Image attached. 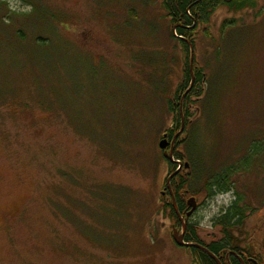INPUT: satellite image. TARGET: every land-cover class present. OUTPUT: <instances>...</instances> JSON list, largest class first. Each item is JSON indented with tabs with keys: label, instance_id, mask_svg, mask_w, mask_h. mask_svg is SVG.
Instances as JSON below:
<instances>
[{
	"label": "rangeland",
	"instance_id": "374dc122",
	"mask_svg": "<svg viewBox=\"0 0 264 264\" xmlns=\"http://www.w3.org/2000/svg\"><path fill=\"white\" fill-rule=\"evenodd\" d=\"M164 1L0 0V264H194L161 213L187 61ZM196 39L204 90L179 150L208 176L246 169L196 220L219 235L237 205L233 233L261 244L264 0L220 7Z\"/></svg>",
	"mask_w": 264,
	"mask_h": 264
},
{
	"label": "trees",
	"instance_id": "16d2710c",
	"mask_svg": "<svg viewBox=\"0 0 264 264\" xmlns=\"http://www.w3.org/2000/svg\"><path fill=\"white\" fill-rule=\"evenodd\" d=\"M30 1V0H29ZM257 0H165L164 6L167 11L169 18L171 19V23L173 24H182L190 26V28H179L177 29V35L181 38L176 37L174 32L172 36L179 40L185 47L187 61L185 66V79L183 84L179 87L176 92V99L178 102L181 101L182 95L190 88L192 77L190 73V46L184 42L182 39H187L190 41L193 46L194 50L197 46V32L201 26L209 25L211 23L212 16L216 13V11L220 8H226L231 11H241L246 8H254L256 7ZM32 3V2H30ZM38 3V2H37ZM38 3L36 9L38 10L40 5ZM174 25V26H175ZM183 37V38H182ZM178 38V39H177ZM194 75H195V86L192 88L190 93L183 104V114L185 117L186 122V136L179 141L180 147L184 146L191 140V128L193 125V114L191 113L192 106L197 105L199 100L202 98L203 90H204V82H205V75L201 68L197 67L194 63ZM191 107V108H190ZM170 110L173 114H178L175 118V129H181V115H180V103H174V101L170 102ZM171 133L174 134V131ZM180 149V148H179ZM257 157L258 161L262 159L263 156L258 155L257 153L254 154ZM253 155V156H254ZM257 155V156H256ZM254 157V158H255ZM178 159L187 158L191 164L193 172L190 175H182L180 174L176 180L179 182L180 187L176 189V194L178 196V201L181 202V193H188L194 195V197L198 200L199 197H203L201 199V203H203L206 199L212 198L215 194L224 193L232 188V178L235 174L240 173L241 168H236L234 171L232 167L223 170L222 172L208 176L204 174L202 170H199L194 160L188 157L183 151H178L177 153ZM174 168V167H172ZM207 175V178L205 177ZM185 190L187 192H185ZM206 193V194H205ZM180 199V200H179ZM205 199V200H204ZM171 203V202H170ZM167 203L164 206L163 214L166 218H172L173 220L177 221V216L173 209V206ZM170 204V205H169ZM235 205V204H234ZM182 204H179V209L181 210ZM237 205L233 206L225 211L224 218L217 220L216 225L220 227L219 235L214 234L210 235L204 240H211L213 243L209 245V248L215 255L219 254L220 250L226 251H235L239 253V247L233 245L232 238H231V231L236 227H241L242 222L244 221L246 215L239 213L236 210ZM235 210V211H234ZM257 233V232H256ZM187 241L195 242L198 244L204 245V240L202 236V231L200 230L198 224L196 226H188V235ZM173 238V237H172ZM247 241L257 244L260 247H263V242L259 244L258 242H253V238L251 236H247ZM202 240V241H201ZM174 242V240H173ZM215 242V243H214ZM175 243V242H174ZM182 248V247H181ZM194 256L207 258L210 264H214V262L205 254L199 251L198 249H191ZM264 263V260H262Z\"/></svg>",
	"mask_w": 264,
	"mask_h": 264
},
{
	"label": "flooded vegetation",
	"instance_id": "af4514ba",
	"mask_svg": "<svg viewBox=\"0 0 264 264\" xmlns=\"http://www.w3.org/2000/svg\"><path fill=\"white\" fill-rule=\"evenodd\" d=\"M212 18H213V16H212ZM212 18H211V20H212ZM175 27H178V29L179 28H186V29L190 28V26L182 25V24L181 25L180 24H176ZM176 35H177V29H176ZM178 37L181 38L179 35H178ZM194 86H195V84H194ZM184 94H183L182 97H184ZM187 96L188 95L185 96L184 101L186 100ZM171 132L168 133L166 136L164 135L165 137H167L168 141L170 142V145H169L170 148H171V143H172V141L175 138V136ZM175 135H176V133H175ZM179 140H177V142L175 144L176 150H175V153H174V159L177 160V161H180V162L188 161L190 163V165H191V169L184 170V167H180L178 163L177 164L176 163H171L167 159L168 165H169V168H168L167 172H169V174H168V177H167V179L165 181V184H163V190L160 192V201H161V204H162L161 213L163 214L164 206L167 203L171 202L170 204L173 206V209H174L175 214L177 216V221L173 220L172 218H168L167 217V220H169L170 227L172 229V237H173L174 230H177L179 232V234L183 233V222L182 221H185L186 222V232H185L184 240L187 243H195V242L187 241L188 226L189 225L190 226H193V225L196 226L197 224L199 226V223H197V220H196V215L202 209V207L204 205H206V203H207V201L209 199H206V200L204 199L205 201L203 203H201L202 202L201 199H203V197L202 198L199 197V199L197 200L194 197V195H191V194H188V193H181V202L178 201V196L176 194V189L180 187V184L176 180V178L180 174H182V175H190L193 172L192 164L187 158H183V159H178L177 158V153H178L179 148H180ZM163 155H164V151H163ZM172 167H174V168H172ZM177 171H179V173L172 177V175H174ZM185 192H187V191L185 190ZM191 199H195L194 206L190 205L189 201ZM174 201H176L178 212L180 214L179 216H178V214H177V212H176V210L174 208ZM179 204L180 205L182 204L181 210L179 209ZM189 213H190V216L187 215ZM164 217H166V216L164 215ZM236 228H238V227H236ZM236 228H234V229H236ZM234 229L231 231L232 243H233V245H236L237 247H239V253H237L235 251H229V250L228 251L220 250L219 254L215 255V253H213V251H211V249L209 248V245H211L213 243V241H211V240H204L205 244L204 245L200 244V245L203 246L204 248L208 249L211 253H213L216 256L217 260L220 262V264H264L261 261V259L264 260L263 247H260V248L255 247L253 243L247 241V238H242V237L237 238V236L234 234L235 233ZM195 244H198V243H195ZM263 246H264V241H263ZM182 248L187 250L189 258H190L191 261L194 262V264H210L208 262L207 258H202V257L200 258V257L194 256V254H193V252L191 250L193 247H182ZM194 249H198L202 253H205L214 262V264H218L216 261H214L203 250H201L199 248H194ZM232 253H235L236 255H233Z\"/></svg>",
	"mask_w": 264,
	"mask_h": 264
},
{
	"label": "water",
	"instance_id": "95a60500",
	"mask_svg": "<svg viewBox=\"0 0 264 264\" xmlns=\"http://www.w3.org/2000/svg\"><path fill=\"white\" fill-rule=\"evenodd\" d=\"M175 29V28H174ZM174 34L176 37H178V35H176V29L173 30ZM184 42H186L189 46H190V52H191V57H190V73H191V77H192V82H191V86L190 88L188 89V91L184 94V97L183 99L181 100L180 102V115H181V129L179 130V132L177 133V135L175 136L174 140L172 141L171 143V148L169 151H165L164 152V157L166 159H168L171 163H178L180 167H184V170H187V169H191V165L188 161H184V162H180V161H177L174 159V153H175V144L177 142V137L180 136L181 134L184 133L185 131V128H186V122H185V117H184V114H183V104H184V98L186 95H188V93L191 91V89L193 88L194 86V83H195V75H194V46L193 44L188 41L187 39H182ZM169 142L167 139H163L160 141V148L162 150H166L169 146ZM179 171H177L173 176H175L176 174H178ZM171 177V178H172ZM169 184V183H168ZM190 205L191 206H194V203H195V199H191L190 201ZM174 208L178 214V216L180 215L179 212H178V208H177V205H176V201H174ZM188 216H190V213L187 214ZM183 222V233L182 234H179V232L177 230H174L173 232V240L174 242L180 246V247H193V248H199L201 250H203L204 252H206L214 261H216L218 264H220V262L217 260L216 256L211 253L208 249L204 248L203 246H201L200 244H195V243H187L185 242L184 240V237H185V232H186V222L185 221H182ZM233 255H236L235 253H232Z\"/></svg>",
	"mask_w": 264,
	"mask_h": 264
}]
</instances>
